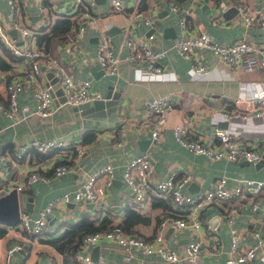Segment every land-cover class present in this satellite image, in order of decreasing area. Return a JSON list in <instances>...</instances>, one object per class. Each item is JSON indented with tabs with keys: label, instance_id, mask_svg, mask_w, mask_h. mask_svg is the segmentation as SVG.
<instances>
[{
	"label": "crops",
	"instance_id": "crops-1",
	"mask_svg": "<svg viewBox=\"0 0 264 264\" xmlns=\"http://www.w3.org/2000/svg\"><path fill=\"white\" fill-rule=\"evenodd\" d=\"M13 1L18 6V22L38 30L63 13L73 15L72 0H46L48 12L45 14L41 12L37 0H0L5 26L17 44L23 43L24 36L11 17ZM135 1L124 0L127 9L114 11L109 0H96L95 12L100 15L102 27L111 34L116 51L123 39V29L130 22L133 14L131 7ZM240 1L252 5L264 4V0H149L147 8L138 12L140 16L155 18L153 43L165 49L161 63L167 70L175 72V78L167 74H147L145 67H139L126 59L120 62L118 72H105L96 59L99 41L96 26H87L79 38L80 48L76 51L70 49V35L55 37L56 43L51 52L70 70L90 78L93 87L103 95L109 84L122 91L117 108L106 116L83 114L73 104L57 100L54 111L48 116H41L36 111L34 88L29 85L19 95L20 117L18 120L12 119L5 113V82L12 75L23 76L29 64L20 60L9 68L0 67V195L15 187L16 182H20L33 169L48 174V179H38L31 187L19 191L21 209L33 216L55 196L66 191L74 193L82 187L92 169L108 162L114 164L113 183L108 188L103 205L83 200L59 201L53 207L46 229L40 234L28 233L16 223L8 224L0 220V227L5 229L0 234L1 261H7L8 264H80V255L88 252L97 264H189L185 259L169 262L156 253H147L138 248L126 252L114 240H101L82 248L80 244L77 250H72L67 243L62 250L51 239L59 236L70 223L83 215L99 221L108 214L117 222L122 219L129 205L150 218L148 222L136 223L135 231L144 237L154 235L161 228L159 220L172 214L178 207L173 198L157 196L151 191L142 202L136 201L124 179V169L130 158L144 151L150 153L153 163L152 181L171 174L176 177L188 174L190 179L183 185V190L189 193L208 187L215 177L222 174L229 176L228 183L231 186L235 184L233 178L237 175L264 177V163L258 164L245 158L238 161L210 159L179 142L173 131L177 124L186 125L189 127V136L215 144L219 142L215 134L216 127L252 131L245 136V141L255 146L261 154L264 151V116L256 114V103L248 98H243L237 105L233 103V99L240 94L241 84L252 79L264 83L263 72L258 69L245 70L241 65L230 69L215 58L208 48L195 49L188 58L180 54L174 45L182 31L180 19L183 16L188 20L185 28L188 34L207 30L227 42L247 32L257 44H264V26L248 27L237 10H231L230 7ZM225 3H228L229 8L222 11L221 6ZM112 26L115 27L113 30ZM74 27L75 23L71 26L70 34ZM11 28H16L15 34ZM131 29L135 36H140L146 26L144 23H131ZM196 58L204 60L208 64L207 69L193 71L191 63ZM42 78L47 83L44 72ZM166 92L173 94L175 105L168 111L159 137L154 139L148 102ZM24 105L28 108H24ZM235 106L250 110L247 120H228L224 117L223 111ZM34 138H58L69 143L73 148V156L67 161L68 170L60 175L54 174L53 167L58 161L55 151L41 158L37 155V149L31 148L23 157H19V145ZM76 147H81L83 151L80 153ZM250 190L253 192L254 187ZM251 191L246 194L233 193L226 200L203 209V225L200 228L174 224L162 227L168 245L182 250L187 241L199 239L203 246L199 264L223 263L231 245L233 226L238 230L242 247L255 242L254 231L264 228V190L256 192L255 197L256 193ZM30 196L33 200L26 207ZM256 197L260 204L258 211L252 208ZM227 213L233 217L232 221L224 216ZM218 214L220 218L214 219ZM15 242L22 243V248L8 256L7 249ZM211 249H216L217 254H211ZM245 264H264V247L258 248L257 255Z\"/></svg>",
	"mask_w": 264,
	"mask_h": 264
},
{
	"label": "built area",
	"instance_id": "built-area-1",
	"mask_svg": "<svg viewBox=\"0 0 264 264\" xmlns=\"http://www.w3.org/2000/svg\"><path fill=\"white\" fill-rule=\"evenodd\" d=\"M111 8L114 11L126 10L124 0H109ZM43 14L48 12L46 0H37ZM139 0H136L132 9V16L129 24L123 29V39L119 50H115L112 36L107 28L102 27L100 15L95 12L96 0H72L73 15L76 19L75 27L70 35V49L79 50V38L85 32L87 26H96L98 29V47L96 59L107 73L118 72L119 64L126 59L139 67H145L147 74L160 75L167 74L176 77L175 72L167 70L161 63L165 49L154 45L155 37V18L150 15H141L138 8ZM237 7L238 15L246 26H264V4L252 5L244 1L234 4ZM176 9L177 6L174 5ZM229 8L228 3L221 6L222 11ZM18 6L15 1L11 5V17L14 24L20 29L24 36L22 44H17L8 33L0 11V40L21 60L27 61L29 68L23 76H14L5 82L7 90V105L5 113L12 119L18 120L19 115V95L24 89L31 85L34 88V97L37 103V113L41 116L50 115L55 109V96L52 90V83H45L42 65L51 70L57 76L63 93L66 97L64 102L76 105L84 101L102 98L103 93L93 87L90 78L77 75L69 69L63 61L55 56L51 51L39 46L35 42V33L37 28L24 25L17 19ZM140 14V15H139ZM187 18L183 16L180 19L182 31L179 39L174 42L176 49L185 57H191L195 49L208 48L215 58L224 63L228 68L234 69L241 65L245 70L258 69L264 74V44H257L248 33H244L232 41H221L213 36L207 30H202L194 34L185 32L187 28ZM131 23H144L145 31L140 36H135ZM125 54L122 55L121 52ZM15 64V63H14ZM207 63L201 58H196L191 63L193 71H204L207 69ZM243 98H248L256 103L255 110L257 115L264 116V83L258 79L248 80L240 85V94L233 99L237 105ZM175 105V99L171 92H166L153 97L148 102L150 112V121L152 123V137L157 139L163 130L167 113ZM24 108H28L24 105ZM250 110H242L238 106L232 109H225L223 115L228 120L245 121L250 116ZM240 123V122H239ZM2 126L0 125V130ZM174 135L179 142L196 153H203L210 159H227L238 161L242 158L258 161L262 158L261 152L253 145L245 141V136L252 131L241 132L239 129L230 127H216L215 134L219 142L217 144L208 142L199 137L189 136V127L182 124L174 126ZM246 134V135H245ZM35 148L39 151H55L58 161L54 165V174L60 175L68 170L67 160L73 155V148L63 139L58 138H34L31 141L19 145L17 155L23 157L24 153ZM81 153V147H76ZM153 163L148 151L139 153L130 158L125 165L124 179L132 192L136 201L142 202L145 195L151 191L157 196L173 198L178 207L172 214L164 216L160 221V227L168 224H174L181 227L200 228L203 225L201 211L215 202H221L229 198L233 193L246 194L254 187L252 193L264 190V177L256 178L247 175H237L233 179L235 184L231 186L228 183L229 176L226 174L215 177L208 187L195 193H189L183 190V185L190 179V175L176 177L171 174L165 178L152 181L151 175ZM49 175L33 169L20 182H16L15 187L18 191L31 187L32 183L38 179H48ZM114 164L112 162L94 168L88 172V175L82 185L74 193L68 191L55 196L46 203L36 215L30 216L27 211L20 210L19 219L16 223L23 230L31 234L42 233L48 224L49 216L53 207L59 201L68 202L71 200L99 202L103 205L104 198L108 188L113 183ZM257 193L254 195V197ZM254 211L260 210L259 200L253 201ZM229 221L232 216L228 213L224 215ZM150 236L144 237L135 232H128L120 227H114L108 230H96L84 235L81 248L89 243H97L101 240L117 241L122 249L129 252L133 248L141 249L147 253H156L169 262H177L185 259L189 264H199L202 253V243L199 239L189 240L184 244L182 250L168 245L162 229ZM256 241L242 247L240 245V236L236 227H232L231 245L228 256L221 264L246 263L257 255L258 248L264 247V228L254 231ZM22 243L15 242L7 249V255L10 256L14 251L21 249ZM211 254H217L216 249L209 250ZM80 264H97L92 255L88 252L80 255ZM0 264H8L0 260Z\"/></svg>",
	"mask_w": 264,
	"mask_h": 264
},
{
	"label": "trees",
	"instance_id": "trees-1",
	"mask_svg": "<svg viewBox=\"0 0 264 264\" xmlns=\"http://www.w3.org/2000/svg\"><path fill=\"white\" fill-rule=\"evenodd\" d=\"M149 5V0H139V11L146 9ZM76 23V19L72 14L63 13L55 19L52 23L41 26L38 32L35 33V39L39 46L53 51L55 37H68L71 31V26ZM49 29V30H48ZM22 57L15 55L10 48L0 40V67L5 69L11 67L13 63L20 61ZM52 151L37 150L38 157L44 158L52 154ZM68 161V160H67ZM61 163V161H57ZM56 163V164H57ZM150 220L149 216L135 208V206H127L125 208L124 216L121 220L115 222L113 217L106 214L97 221L89 215H83L79 220L74 221L68 225L64 232L59 236L51 239V242L58 248L64 249L65 245L69 243L72 250H77L80 247L84 235L96 230H108L114 227H120L128 232H135L134 225L136 223H144ZM161 220H159L160 222ZM5 229L0 227V234H3ZM138 234V233H137ZM70 247V248H71Z\"/></svg>",
	"mask_w": 264,
	"mask_h": 264
},
{
	"label": "water",
	"instance_id": "water-1",
	"mask_svg": "<svg viewBox=\"0 0 264 264\" xmlns=\"http://www.w3.org/2000/svg\"><path fill=\"white\" fill-rule=\"evenodd\" d=\"M231 10L234 8L237 10L236 6L230 7ZM166 9H164V12ZM115 27L112 26L111 30ZM16 28H11L12 33H16ZM101 65V64H100ZM43 72L47 79V83H52V90L57 101H65L66 97L63 93L62 87L58 81L57 76L53 74L51 70L46 69V65H42ZM113 84L108 85V90L106 91L104 97L96 98L88 101L81 102L74 105V108L80 110L81 113H89L93 116H106L109 115L112 110L117 108L119 99L121 97L122 91L120 89H114ZM248 160V159H245ZM2 159L0 158V162ZM258 164L264 163V151L262 152V158L257 161ZM19 191L16 187L11 188L8 192L0 195V220L8 224H15L18 222L19 214L21 210ZM33 198L30 196L26 201V207H29ZM220 216L215 215L214 219H219ZM245 264V263H237Z\"/></svg>",
	"mask_w": 264,
	"mask_h": 264
}]
</instances>
